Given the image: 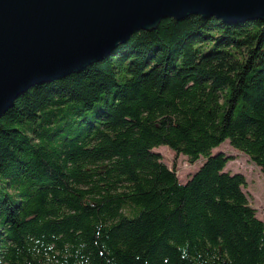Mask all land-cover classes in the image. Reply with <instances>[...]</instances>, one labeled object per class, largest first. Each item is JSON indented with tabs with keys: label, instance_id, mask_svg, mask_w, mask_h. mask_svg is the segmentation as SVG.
<instances>
[{
	"label": "trees",
	"instance_id": "16d2710c",
	"mask_svg": "<svg viewBox=\"0 0 264 264\" xmlns=\"http://www.w3.org/2000/svg\"><path fill=\"white\" fill-rule=\"evenodd\" d=\"M226 139L264 175L263 19L165 17L31 86L0 117V264H264ZM160 145L204 161L182 182Z\"/></svg>",
	"mask_w": 264,
	"mask_h": 264
},
{
	"label": "water",
	"instance_id": "95a60500",
	"mask_svg": "<svg viewBox=\"0 0 264 264\" xmlns=\"http://www.w3.org/2000/svg\"><path fill=\"white\" fill-rule=\"evenodd\" d=\"M191 14L264 20V0H0V117L31 86L83 70L165 17Z\"/></svg>",
	"mask_w": 264,
	"mask_h": 264
},
{
	"label": "rangeland",
	"instance_id": "374dc122",
	"mask_svg": "<svg viewBox=\"0 0 264 264\" xmlns=\"http://www.w3.org/2000/svg\"><path fill=\"white\" fill-rule=\"evenodd\" d=\"M226 139L215 150H222L228 155L232 156L229 160L226 170L231 172H242L247 178V185L245 190L248 194L250 204L257 209V215L264 219V175L261 168L253 162L251 157L235 148ZM155 150L160 151L163 155V159L171 166L176 165L177 174L182 182L196 171L204 161V158H200L195 163H191L188 160V156L185 154L176 157L173 150L166 145H160ZM214 150V151H215ZM175 157L177 158L175 161Z\"/></svg>",
	"mask_w": 264,
	"mask_h": 264
}]
</instances>
